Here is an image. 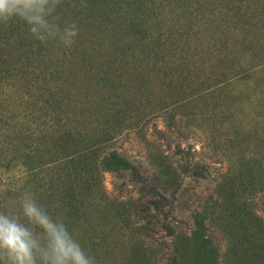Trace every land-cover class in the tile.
<instances>
[{
	"label": "rangeland",
	"instance_id": "374dc122",
	"mask_svg": "<svg viewBox=\"0 0 264 264\" xmlns=\"http://www.w3.org/2000/svg\"><path fill=\"white\" fill-rule=\"evenodd\" d=\"M126 2L123 16L142 15L146 27L140 30L148 28L146 35L157 46L154 59L162 66L165 58L171 66L164 63L162 71L150 68L141 58L152 48L145 41L136 46L132 29L120 27L116 16L104 15L98 0H87V9L77 13L81 33L76 45L67 51L54 48L51 65L71 79V92L60 84L52 105L27 103V98L34 101L50 96L49 92L18 63L24 52L16 45L3 47L0 126H6L1 120L11 118L7 120L11 125H27V140L40 134L58 138L65 131L55 125L59 117L75 140L86 136L88 145L109 142L108 152L134 162L146 175H152L155 166L166 165L160 157L172 155L180 145L204 167L206 177L185 178L175 226L189 232L195 213L200 212L205 235L219 249L221 264H264V85L253 77L249 83L235 79L226 86L235 72L264 66V0ZM26 76L30 84L25 83ZM115 84L121 101L112 90ZM190 95L197 96L196 103L175 107V113L168 115L160 111ZM6 156L0 155V190L12 188L22 173L1 169ZM173 160L182 165L179 158ZM78 194L87 203L93 224L74 231L104 237L103 248L110 251L126 250L129 244L123 242L121 228L129 221L107 220L96 201L107 203L113 216L117 207L136 205V186L95 169ZM240 206L248 213L239 214ZM223 209L226 213H221ZM251 211L259 215L257 221L247 216ZM149 242L160 260L159 252L171 244V238L157 231ZM90 252L97 264H120L119 257H104L91 248ZM230 252L232 259L225 262Z\"/></svg>",
	"mask_w": 264,
	"mask_h": 264
},
{
	"label": "trees",
	"instance_id": "16d2710c",
	"mask_svg": "<svg viewBox=\"0 0 264 264\" xmlns=\"http://www.w3.org/2000/svg\"><path fill=\"white\" fill-rule=\"evenodd\" d=\"M98 1L100 5L104 6V15L116 16V18H113L120 27L133 30L132 35L136 46L145 41L152 48L141 58L142 61L146 62L150 68L158 71H162L163 68L166 69L165 64L168 67L171 66V62L165 60V58V64L163 63L162 66L158 61L159 59H154L157 53L153 57V52H156L157 46L154 44L155 40L146 35L148 28H145L146 31L140 30L141 27H146L142 15L138 16L134 13L129 15L128 18L123 16V11L128 6L126 0ZM7 45H16L18 51L24 52L20 57H17L18 63L29 71L37 82L42 83L43 87L49 92V98H41L42 95L35 98L34 101L30 97L27 98L28 104L36 105V107L39 105L38 102L52 105L54 90L60 84H63L69 91L68 87L71 86V79L54 71L55 68L51 65L55 48L52 44L44 45L36 41L30 37L26 26L14 22L7 26H0L1 54H6L3 47H7ZM233 67L235 66H230V71ZM253 77L264 85V66L250 71L235 72L232 80L229 81L230 84L228 83L226 86H231L235 79L248 82ZM24 80L26 84H30L27 76ZM118 88V84H115L112 90L115 92V97L121 101L123 96L119 93L120 89ZM192 95L177 99L171 107L162 108L160 111L164 115H168L175 113V107H179V109L186 108V105L197 102V96ZM40 109H42L41 106ZM1 117L3 115L0 113ZM6 119L10 120L11 118ZM7 120L5 122L1 121L3 125L8 127L0 126V155H7L1 169L7 172L15 171L16 175L19 174L18 171L22 173L21 176H18L20 180L15 182L12 188L8 187L6 190H0V198L4 200L0 202V210L16 211L17 209L8 206V201L13 198L18 199L24 191H30L50 213L64 217L70 230L85 226L90 228L93 223L88 220V205L79 198V194L77 197V191L82 182L88 183L95 169H99L100 171L119 175L122 179H128L136 186L139 199L135 202L136 205L130 208L126 206L117 207L112 213L113 216L108 212L107 203L96 201L98 207H103L101 211L107 220L129 221L125 228H121L122 233L124 231L122 234L123 242L129 244L126 250H122L121 253H116L114 250L110 251L103 248L104 237L100 235L91 236L84 231H74L86 249L90 250L91 248L104 257H119L120 264H164L163 260L169 261L167 264H221L219 249L205 235L204 230L207 228L200 212L195 213V224L189 232L180 231L179 227H176L173 223L180 197L185 195V178L194 177L199 179L206 177L204 167L194 162L191 156L186 154L187 151L183 147L178 145L172 155L160 157V159L167 162L166 165L159 164L155 166L152 175H146V172L143 173L141 167H138L134 162L120 156L117 152H108L109 142L104 143L102 140H97V142L88 145L86 136L75 140L67 125L60 124L62 120H59V117L56 118L55 125L65 128V131L58 138L54 135L49 137L40 134L37 139L29 138L30 140L26 138L29 135L26 131L27 125L23 126L21 123L11 125ZM50 121L52 123V120ZM31 140H34V142ZM175 157L182 161V165L173 160ZM51 165L53 169H45V167ZM42 172L49 173L43 175ZM48 181H50V187ZM216 203H214L215 208L218 205ZM219 205L218 209H222L223 204L221 205L219 202ZM239 208V214L248 213L245 206ZM221 213H226V209L221 210ZM247 216L249 218L252 216L250 219L253 221L259 219V215L253 211ZM157 231H163L171 238V244L166 246L167 250L164 248L160 250L159 253L162 254L160 260L157 259L154 247L149 242V239ZM231 254V252L228 253L223 260L229 262L232 259Z\"/></svg>",
	"mask_w": 264,
	"mask_h": 264
},
{
	"label": "clouds",
	"instance_id": "9594fccd",
	"mask_svg": "<svg viewBox=\"0 0 264 264\" xmlns=\"http://www.w3.org/2000/svg\"><path fill=\"white\" fill-rule=\"evenodd\" d=\"M87 6V0H0V26L19 22L36 41L67 51L81 33L77 13ZM8 206L17 210H0V264H97L65 218L30 191Z\"/></svg>",
	"mask_w": 264,
	"mask_h": 264
}]
</instances>
